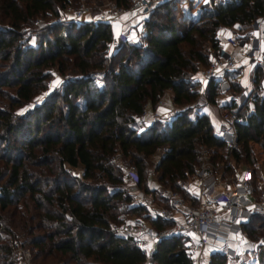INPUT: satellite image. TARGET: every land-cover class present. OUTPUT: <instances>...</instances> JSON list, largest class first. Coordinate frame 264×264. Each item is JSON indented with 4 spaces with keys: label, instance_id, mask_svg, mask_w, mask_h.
Here are the masks:
<instances>
[{
    "label": "trees",
    "instance_id": "1",
    "mask_svg": "<svg viewBox=\"0 0 264 264\" xmlns=\"http://www.w3.org/2000/svg\"><path fill=\"white\" fill-rule=\"evenodd\" d=\"M110 1L118 8L129 4V0ZM75 2L0 0L4 24L0 97L6 100L0 107V264H15L4 261L17 245L1 215L10 207L25 237L19 245L27 246L32 262L50 257L52 264H192L179 239L155 241L146 256L130 237L110 226L144 213L141 205L132 204L130 191L147 190V160L157 149L162 154L152 169L162 188L178 189L188 180L204 150L222 174L230 170L222 153L224 145L202 108L216 103L222 80L239 93V86L231 83L236 69L208 79L203 87L194 76L218 55V30L232 28L237 41L245 40L248 30L264 16V0H208L193 18L181 19L186 23L183 29L170 15L171 3L160 2L156 10L162 11V20L152 13L142 22L140 37L133 43L122 41L127 49L122 61L107 55L109 25L98 21L48 24L34 32L33 46L27 44L30 37L24 36L23 26L38 15L55 16ZM48 67H55L60 75L68 72L67 78L24 115H14V108L45 89ZM164 93L180 107L169 122L152 123L140 131L133 128V122L146 108H154ZM235 131L237 147L230 158L249 169L257 196L252 145L264 155L263 97H254L252 112L235 125ZM114 157L135 168L133 188L127 187ZM75 167L80 168V177L67 169ZM25 196L29 204L23 201L18 209L15 205ZM148 221L156 232L171 225L159 218ZM262 230V215L241 223L246 238L260 237L262 243L254 249L258 264H264ZM54 254L67 259L60 261ZM207 261L225 264L219 252L209 254Z\"/></svg>",
    "mask_w": 264,
    "mask_h": 264
},
{
    "label": "built area",
    "instance_id": "2",
    "mask_svg": "<svg viewBox=\"0 0 264 264\" xmlns=\"http://www.w3.org/2000/svg\"><path fill=\"white\" fill-rule=\"evenodd\" d=\"M159 1L162 0H129L128 6L124 9L110 4L103 8L98 22L109 24L115 21L123 10L134 12L144 18L152 13V8ZM82 16L83 12L78 10L71 21L79 20ZM260 23L255 47L246 48L236 54L227 52L213 57L206 67L195 74L197 83L202 86L210 78L220 76L236 67L242 71L253 64L260 68L258 83L264 88V16ZM143 31L141 28L137 37H140ZM236 55L244 60L242 64H238ZM238 97L239 102L233 109L223 107L218 110L220 126L216 136L222 141L228 158L230 152L237 147L235 125L240 124L243 117L248 114V104L253 100L250 90L240 91ZM161 107L162 101L158 100L156 107L148 113L144 110L133 122L132 127L143 130L152 123H168L170 116L157 110ZM144 118H147V121ZM208 158L209 152L202 151L191 177L179 183L178 189L167 187L158 191V197L167 202V208L156 207L151 202L149 206L147 205L149 214H153V219L159 218L171 222L169 229H162L154 234L139 219L131 220L129 223L112 224L111 229L130 237L134 245L146 256L151 254V249L146 247L147 241L154 243L162 238H175L183 242L185 252L192 264H208L206 258L210 253L206 250L207 246L216 248L217 252L223 255L225 264H234L238 257L245 254V251L240 246L231 247L228 243L229 239L240 234L241 223L249 217L264 216V182L260 185L259 194L254 196L249 169L245 167L234 177L231 185L227 188H218L219 182L215 171L219 167L212 165ZM123 177L127 182L135 185V168L131 165L124 168ZM190 183L195 184V190L186 191L184 198L183 191ZM131 196L139 204H142L146 198L134 193ZM8 256L15 264H32L29 250L20 245L14 246Z\"/></svg>",
    "mask_w": 264,
    "mask_h": 264
},
{
    "label": "rangeland",
    "instance_id": "3",
    "mask_svg": "<svg viewBox=\"0 0 264 264\" xmlns=\"http://www.w3.org/2000/svg\"><path fill=\"white\" fill-rule=\"evenodd\" d=\"M165 1H169L171 3V5H170L171 8L169 9L170 10V15L175 17L176 24L178 26H180L181 25V19H180V13H181L180 9L181 8L185 9L186 12L188 10H192V9H195V12H197L198 7L201 4L206 3L208 0H206L205 2H201V3L199 2V0H187L186 2H184V0H183V1H181V3L183 5H179L178 3L176 4L177 0H162L161 2H165ZM159 3H160V1H159ZM159 3H156L154 5V7L152 8V13L155 12V17H156L157 21L162 20V11L161 10H156V6ZM110 4H113L110 0H78V2H75L72 5H69V6L65 7L64 9H62V10H58V12H57V14L55 16H46V15L41 16V15H38L37 17L33 18L28 25L23 26L21 31L24 32V36L25 37H30L26 41L27 44L33 46L34 45L33 44V42H34V39H33L34 32L39 31L43 26L48 25V24L57 23V22H68V21H71V19L74 16V13L76 11H78V10H81L83 12V16H82L81 19L73 21V22H75V23L96 22V21H98V18H99V16L102 13L103 8H105L106 6H108ZM122 9H124V8H122ZM127 12H130V11H127ZM62 13H64V15H62ZM150 15L144 17L143 19L141 17V22H143L144 20L148 19ZM128 16H129V19H132V18L136 17L135 19L140 20V17H138L136 14H129ZM1 27H4V24H2V22H0V28ZM133 28H134L133 31L129 32V36L126 38V40H124L127 43H133L137 39V33H138V31L140 29L138 30L136 25ZM141 28H142V23H141ZM235 35H237V34H235ZM238 35H241V34H238ZM125 42H122V41H120L118 39H116V40H112L111 39V42L107 45V49H106L107 55L113 57L112 60H114V61L115 60L122 61L123 58L127 55V49L122 44V43H125ZM212 58L213 57H210L209 60L212 59ZM202 68H204V67H202ZM202 68H199L198 71L201 70ZM46 71L48 72L49 76H48V78H47V80L45 82L46 83L45 89L41 90L38 94H36L27 104H24L22 106L14 108L13 111H12L14 115H16V116L24 115L28 110L31 109V107H33L34 105L38 104L43 99V97L46 94H48L52 90L57 89L58 87H60L61 82H63V80L65 78H67V74H68V72H66L64 75H60L56 71L55 67H48L46 69ZM97 84H98V82H97ZM9 92L10 91H8L7 93L9 94ZM163 96L159 100L163 101L162 100L164 98ZM5 103H6L5 97H3V98L0 97V107L2 105H4ZM154 107H156V104H155ZM217 131H218V129H217ZM252 149H253V155H254V160H255V162H254L255 175L258 176L257 177V182H255V186L257 187V191H258L257 193L259 194V192H260V183H259V181H260V177H261L262 171L264 173V155L261 153V151L259 150V148H258V146L256 144L252 145ZM222 153H223V156L225 158V161H227L226 152L224 151ZM157 155L158 154H155V155L153 154L152 156H150L148 158L147 165H146V169H147L148 173H149L150 170H153L152 168H153V166L155 164V161H157V157H156ZM116 158L117 157H114V159H116ZM115 162H116L117 165H119L121 167L122 171H123L124 168H126V167L131 165V164H128V163H126V162H124L122 160H117V159L115 160ZM226 164L229 165L230 170H227L224 174H222L223 176L221 177V181L220 182L224 183L225 185H227V184L231 185L234 182V177L236 176V172H235V170H237L236 168H238V166L242 165V164L241 163L234 164L232 162H229V164H228V162H226ZM0 166H1V164H0ZM67 169H68V171L70 172L71 175L76 176V177H80V173H81L80 168L75 167V168H67ZM220 171H221V169L216 170L215 171V175L218 176ZM126 185L129 188H133V186H134L130 182H127V181H126ZM161 189H162V187L158 186L157 190L149 192L148 189L147 190H143L141 188H137V189L134 188V190L130 191V194L134 193V194L139 195V196L143 195L147 199L144 198V200L142 201L143 202L142 204H139L138 202L134 201V199H133L132 200V204H135V205L139 204L145 209V207H147L149 202H151L156 207L167 208V202L163 201L162 199H160L158 197V193L157 192L159 190H161ZM182 196H184V198H185V195L182 194ZM21 202L29 204L26 201V196H25V198L20 199L18 201V203L15 205L16 207H18V209H20V206L22 204ZM26 206H27V209L30 208L28 205H26ZM12 209L13 208L10 207V208L4 210L3 212H1V215L6 219V221H8V222H6L7 223L6 226L9 227V229L15 234V237H16L15 241H16V244H17L15 246H19V243H24L25 237L21 235L20 231L16 227V221L18 220L17 219L18 215H17V213H13L12 214V212H13ZM21 211H23V210L21 209ZM27 214H29V210L27 211ZM144 214L147 216L145 219L141 218ZM149 218L153 219V214L150 215L148 210L145 209L144 213L137 215V217L136 216H129L128 218H126L127 221H125V222L129 223L130 219H132V220L139 219L142 223H144L147 226V228L152 233L155 234L157 232L155 230H153L150 225L149 226L147 225V224H149V221H148ZM125 222H123V223H125ZM170 227H171V225L170 226L167 225L163 229H169ZM261 233H264V230H262ZM248 240H250V239H248ZM250 241L252 242V246H254V249L259 244L262 243L261 240H260V237H258V239L255 240V241H253V240H250ZM21 247H23V246H21ZM23 248L28 249L27 246L23 247ZM254 249L253 250L249 249L247 251V253L244 254V256H242V258L240 260V263L239 262L238 263L239 264H258L256 262V260H255V256H254L255 250ZM55 258L58 259V260L60 259V261H65L67 259L66 257H59V255H55ZM4 261L8 262V261H12V260L8 256L6 258V260H4ZM31 263H33V264H52V261H51L50 257H46L44 259L40 258V257H36L34 259V262L31 261ZM57 264H59V263L57 262ZM87 264H95V263L88 262Z\"/></svg>",
    "mask_w": 264,
    "mask_h": 264
},
{
    "label": "crops",
    "instance_id": "4",
    "mask_svg": "<svg viewBox=\"0 0 264 264\" xmlns=\"http://www.w3.org/2000/svg\"><path fill=\"white\" fill-rule=\"evenodd\" d=\"M181 1H183V0H177L176 4L178 3L179 5H183L181 3ZM186 1L187 0H184V2H186ZM205 1L206 0H199L200 3L205 2ZM180 10H181L180 11L181 12L180 13V19H182V18L185 19V17H186V19H191L197 13V12H195V9L188 10L187 12L185 9H182V8ZM129 14H135V13L127 12V11L123 10L120 13V16L115 21L108 24L112 40H116V39H118L120 41L126 40V38L129 36V32L133 31V29H134L133 27H135V25L137 26L138 30L141 29V23H142L141 17L137 15L138 17H140V20L135 19L136 17L129 19V16H128ZM261 19H259L256 22V28L255 29H253V27H252L250 30H248V32L246 33L247 37L245 40L242 39V40L237 41L236 37H235L236 33H234V30H232V28L231 29L230 28H220L216 34V38L218 40V45H219V53L218 54L227 53V52H235V54H236L238 51L244 50L246 48L255 47L258 29L261 26L260 25ZM185 26H186V23L181 21V25L179 26V28L183 29ZM236 58H237L238 64H242L244 62V60H242L239 55H236ZM234 69H236V72L233 74V78L231 80L232 84L238 85L240 88V91H243V90L252 91L253 100H254V97H256V96L264 98V88L261 86V84L258 83L260 72H261L260 68L258 66L251 64L242 71L238 67H236ZM228 82H229L228 80H222L220 82V91L215 98L216 103L214 105L206 104L202 108V112H204L207 115L209 123H210V125H211V127L215 133L217 132V129H219V126H220V119H219V115H218V110L220 108H223V107L233 109L234 107H236V105L238 104L239 99H240L238 97V93H233L228 88ZM200 87H203V85ZM163 97L164 98L162 99L163 100L162 101V107L157 109L160 113L168 114L170 116L173 112H176L180 109V107L175 106L171 103L169 94L164 93ZM253 100L248 104V113L252 112ZM229 103H230V106H228ZM154 108H152V109H154ZM152 109L148 107L145 109V111L148 113ZM144 120L147 121V118H144ZM138 131H140V130H138ZM155 154H158L156 156L157 160H158V158L162 154V149L161 148L157 149L154 152V155ZM156 162L157 161H155V163ZM227 162H228V164H229V162L234 163L231 158H227ZM243 168H245L244 165H239L238 168H236L237 170H235L236 175H238ZM221 172H222V170L220 171L218 176L216 175L218 182H219L218 188H227L228 184L225 185L224 183L220 182L221 177H222ZM263 182H264V173L262 171L260 181H259L260 185ZM146 187L149 190V192H152V191H155L158 189V185L156 183L153 170H150L147 177H146ZM194 190H195V184L190 183L188 185L187 189L185 191H183V193L185 194L186 191H194ZM145 209L148 210V212H149L148 206L145 207ZM147 225L149 226V224H147ZM229 240L230 241L228 243L231 247L235 248L237 246H240L242 249H244L245 254L247 253V251L249 249H252V250L254 249V246H252V242L250 240H248L241 232H240V234H237V235L231 237ZM152 244H153L152 241H147L146 247L151 248ZM241 258H242V256L238 257L236 259L235 264H239Z\"/></svg>",
    "mask_w": 264,
    "mask_h": 264
},
{
    "label": "water",
    "instance_id": "5",
    "mask_svg": "<svg viewBox=\"0 0 264 264\" xmlns=\"http://www.w3.org/2000/svg\"><path fill=\"white\" fill-rule=\"evenodd\" d=\"M252 27H253V29H255L256 28V23H254L253 25H252ZM235 52H233V54H234ZM224 53H222V55H223ZM206 250L210 253V254H213V253H216L217 252V249L216 248H214V247H211V246H207L206 247Z\"/></svg>",
    "mask_w": 264,
    "mask_h": 264
}]
</instances>
